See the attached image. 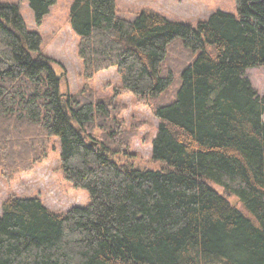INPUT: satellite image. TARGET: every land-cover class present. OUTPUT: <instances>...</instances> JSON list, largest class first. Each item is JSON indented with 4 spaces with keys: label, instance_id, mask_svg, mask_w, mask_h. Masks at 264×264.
<instances>
[{
    "label": "trees",
    "instance_id": "16d2710c",
    "mask_svg": "<svg viewBox=\"0 0 264 264\" xmlns=\"http://www.w3.org/2000/svg\"><path fill=\"white\" fill-rule=\"evenodd\" d=\"M27 1L37 25L57 2ZM235 3L193 25L73 0L82 79L119 77L103 99L86 83L61 92L41 35L0 1V175L31 171L58 145L64 178L90 199L64 213L5 199L0 264H264V96L245 75L264 70V0ZM122 94L158 120L159 170L130 161L142 123L126 126Z\"/></svg>",
    "mask_w": 264,
    "mask_h": 264
},
{
    "label": "rangeland",
    "instance_id": "374dc122",
    "mask_svg": "<svg viewBox=\"0 0 264 264\" xmlns=\"http://www.w3.org/2000/svg\"><path fill=\"white\" fill-rule=\"evenodd\" d=\"M0 1L18 5L29 29L41 35L43 52L54 59L55 72L63 75L61 92L80 91L86 82L82 79V67L77 57L78 37L72 31L68 18L73 0H57L39 25L34 21L27 0ZM116 2L118 13L129 20H133L142 10H152L171 20L195 25L198 21L206 20L217 10L237 12L235 0H116ZM245 75L258 94L264 96L263 68H250ZM86 84L99 98L110 99L115 87L119 85V77L116 69L110 68L96 74ZM117 101L125 106L121 117L126 126L142 123L140 130L132 139L131 151L135 156L130 158V161L139 167L159 170L161 164L155 163L151 157L152 140L158 126V120L152 110L145 104L138 103L129 94L118 96ZM54 149L31 171L16 174L11 180H5L0 175V214L3 201L13 195L25 198L38 197L47 208L59 213L90 203L86 190L75 188L64 178L60 169L59 146L56 145ZM120 160L123 161V158L120 157ZM214 188L218 193H222L219 187ZM230 201L234 204L236 199L231 197Z\"/></svg>",
    "mask_w": 264,
    "mask_h": 264
}]
</instances>
